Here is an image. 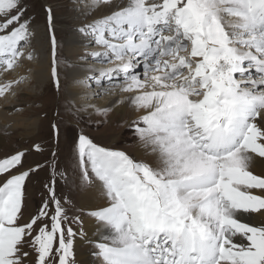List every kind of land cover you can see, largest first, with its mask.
Wrapping results in <instances>:
<instances>
[{"label": "snow or ice", "instance_id": "obj_1", "mask_svg": "<svg viewBox=\"0 0 264 264\" xmlns=\"http://www.w3.org/2000/svg\"><path fill=\"white\" fill-rule=\"evenodd\" d=\"M77 8L84 51L72 63L60 56L45 6L51 80L59 93L61 66L79 70L89 102H65L78 120L124 107L138 113L127 123L140 155L80 131L61 167L53 123L45 165L25 168L28 149L0 157V264H77V239L99 264H264V0H80ZM27 12L26 0H0L4 72L33 59ZM20 79L0 83V97ZM116 91L127 95L95 103ZM43 167L47 196L25 219L26 182ZM61 181L98 194L86 212L97 238L68 215Z\"/></svg>", "mask_w": 264, "mask_h": 264}, {"label": "rangeland", "instance_id": "obj_2", "mask_svg": "<svg viewBox=\"0 0 264 264\" xmlns=\"http://www.w3.org/2000/svg\"><path fill=\"white\" fill-rule=\"evenodd\" d=\"M26 3L28 5V12L26 13L25 18H32L33 23L31 28L35 30L36 34H38L37 29H40L41 33L39 36L43 37L49 44H47V49L38 51L34 47V39L32 40L31 45L33 50V59L31 61L25 59L27 60L28 65L25 69V73L27 74L22 76L23 79H20L19 83L12 85V89H14V91L7 95L8 99L6 100V103L13 102L16 104L12 109L7 110L8 117L20 118L21 116L22 118L20 119H25L28 122L34 121L36 123V127L35 129L32 128L30 134H24L21 129L11 130V123H6L2 128H0V157L11 154L16 150L28 149L29 151L24 157L25 168L34 166L37 163L45 165L51 160L52 151L56 145V132L52 128V124L55 123L58 125L59 130V143L56 151L58 162L61 167H64L67 162L74 137L78 135L80 131H83L84 134L88 135L95 143L125 151L128 155L136 158L134 153L138 148V140L131 129V126L127 123L129 121L128 119L121 121L122 119H120V117L115 118L110 113L107 119L97 115H92L91 117L84 116L83 119L78 120L77 117L69 115L66 111V101L73 100L77 104L89 102L88 98L84 96V92L89 91V89L84 88L76 82L77 77L75 73L78 72V69L65 67L64 65L61 66L62 91L59 93L56 91L51 77L45 78V80L39 85H36L34 80H32V73L34 70L33 63H36L39 58L41 59V62H45L47 54H49L50 58V38L47 31L45 13L46 5L51 6L54 14V34L59 44L61 58L72 63H75L78 60V57L81 54L71 56L65 48L68 45L67 41L70 36L69 30H75L74 33L77 35L78 32L76 30L84 22H86L84 17L81 20L74 18L79 14V10L76 5L80 3V0L79 3L76 0H26ZM69 12H74V15H70ZM88 19H91V17H88ZM80 47L83 48L81 50V53H83V40L80 43ZM50 66L49 60V67ZM107 66L109 65H95V67ZM15 70L16 68L11 70L12 73H16ZM139 71L142 72L143 69L141 68ZM236 78L244 79V77L240 76H237ZM0 82H2V80ZM73 90H75L76 93L73 92ZM91 90L94 91L95 88L93 87ZM125 94L126 93H121L119 91L102 94L95 99V103L98 104L100 102L109 101L111 97H120ZM18 103H20V105ZM3 105L0 107L3 108ZM89 120L92 121L91 124L89 123ZM96 121L103 122L97 124ZM35 144H39L42 151L37 152L34 150L33 145ZM49 180L50 169L48 167H43L42 170L31 175V177L27 180L26 190L28 193V199L26 201L27 207L24 210L25 219L35 214L43 197L47 196V192L43 185ZM56 191L58 196L61 198L67 197L71 201V204L65 205L68 209V215L70 217L79 215L83 219L88 216L86 214L87 211H80L81 207L79 205L80 196L84 193V191L78 190L75 184L65 186L62 181L56 185ZM243 219L246 220V217H243ZM73 227L78 229L79 226L73 224ZM74 250L77 264H80L77 260V254L80 250V246H76L75 244Z\"/></svg>", "mask_w": 264, "mask_h": 264}, {"label": "bare ground", "instance_id": "obj_3", "mask_svg": "<svg viewBox=\"0 0 264 264\" xmlns=\"http://www.w3.org/2000/svg\"><path fill=\"white\" fill-rule=\"evenodd\" d=\"M76 1H78V3H79V0H76ZM102 11L106 12V10H102ZM69 13H70V15H74L73 14L74 12H69ZM78 13L79 14L76 15L74 18L81 20L83 17L81 16L80 12H78ZM97 14H100V13H97ZM74 31L75 30H73V29L69 30L70 36L68 37V41H67L68 45L65 48L71 56H73L75 54H82L81 50L83 49L82 47H80V43L82 42V38L80 37L79 34L76 35L74 33ZM37 33L38 34H36L37 36H35L34 41H33V42H35L34 47L38 51H42L44 49H47V44H49V43H47L48 41L46 42L43 37L39 36V34L41 33L40 29H37ZM58 47H59V44H58ZM46 58L47 59L45 62L44 61L41 62L40 61L41 59L39 58L36 63H33V65H34L33 69L34 70L32 73L33 74L32 80H34L36 85L41 84V82H43L45 80V78H47V77L50 78L49 54H47ZM27 66H28L27 60L24 59L21 61V67L16 68V70H15L16 73H12V71L4 72V71L0 70V81L2 80V82H5L7 80H13L16 78L19 79L20 77L27 74V73H25V69ZM2 82H0V83H2ZM12 91H14V89H12V87H11V89L3 97H0V106L3 105V103H4L3 108L0 107V110H1L0 111V128H2L6 123H11V126H12L10 128L11 130L12 129H21V131H23L24 134H28V133L30 134L32 131V128L35 129V127H36V123L34 121L28 122L25 119H20V118H22L21 116H20V118H18V117L12 118V117H8V115H7V110L12 109L13 106L16 105L13 102H7L6 103V100L8 99L7 95ZM73 92L76 93L75 90H73ZM125 95H127V94H125ZM122 96H124V95H122ZM122 96H120V97H122ZM120 97L119 96L111 97V99L109 101L100 102V103H98V105H105L106 102H115ZM18 104L20 105V103H18ZM111 114L115 118L120 117V119H122L121 121L127 120V119L129 121L133 120L138 115V113H134L128 107H124L122 109L113 111ZM0 140H1V136H0ZM134 155H135V157H138L140 155L139 148H137L135 150ZM100 203H101L100 198H99L98 194H96V193L84 191V193H82V195L80 196L79 205H80L81 209H83L84 211H87L91 208H94ZM245 217H246V220L258 219L257 217H248V216H245ZM242 219H243V217H242ZM81 220L83 221V229L88 234L89 238L90 239L97 238L98 234L96 232L95 221L90 216H86L83 219L81 218ZM75 244H76V246L77 245L80 246V250L78 251V254H77L78 255L77 260H78V262H80V264H99L98 260L94 256H92V254H91L92 247L89 244H87V243H85L79 239H77V242Z\"/></svg>", "mask_w": 264, "mask_h": 264}]
</instances>
